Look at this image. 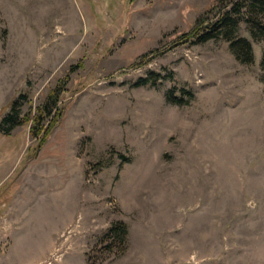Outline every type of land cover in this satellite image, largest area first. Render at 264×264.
I'll return each mask as SVG.
<instances>
[{"label": "rangeland", "instance_id": "obj_1", "mask_svg": "<svg viewBox=\"0 0 264 264\" xmlns=\"http://www.w3.org/2000/svg\"><path fill=\"white\" fill-rule=\"evenodd\" d=\"M236 1L0 0V264H264V43L179 44Z\"/></svg>", "mask_w": 264, "mask_h": 264}, {"label": "trees", "instance_id": "obj_2", "mask_svg": "<svg viewBox=\"0 0 264 264\" xmlns=\"http://www.w3.org/2000/svg\"><path fill=\"white\" fill-rule=\"evenodd\" d=\"M226 8V7H225ZM221 9L214 21L206 25L196 26L188 33L183 34L179 44H204L215 39H222L228 44L229 51L237 62L243 65L253 63V51L251 43L237 37L238 25L244 21L248 25V33L255 42L264 43V0H237L231 3L225 10ZM264 65V54L263 61ZM157 80L139 78L133 87H155ZM192 96L191 93H186ZM56 93L51 91L46 101L34 113L24 115L21 124L31 123L30 134L37 137V145L30 149V155L36 156L39 148L46 142L50 131L61 119L63 111L55 105L51 106V99H55ZM20 96L19 98H22ZM168 101L172 99L167 96ZM174 104H180L179 97H173ZM15 102L10 106L8 113L1 119L0 130L4 136H9L13 125L18 121L19 115L14 109ZM128 237V229L124 223L115 222L104 232L102 241L110 240L117 244L121 252H124Z\"/></svg>", "mask_w": 264, "mask_h": 264}]
</instances>
